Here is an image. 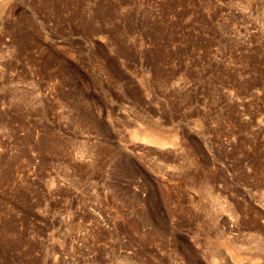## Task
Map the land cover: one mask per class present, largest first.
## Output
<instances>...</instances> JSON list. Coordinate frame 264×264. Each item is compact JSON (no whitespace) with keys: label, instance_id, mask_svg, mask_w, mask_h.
I'll list each match as a JSON object with an SVG mask.
<instances>
[{"label":"rangeland","instance_id":"obj_1","mask_svg":"<svg viewBox=\"0 0 264 264\" xmlns=\"http://www.w3.org/2000/svg\"><path fill=\"white\" fill-rule=\"evenodd\" d=\"M0 264H264V0H0Z\"/></svg>","mask_w":264,"mask_h":264},{"label":"bare ground","instance_id":"obj_2","mask_svg":"<svg viewBox=\"0 0 264 264\" xmlns=\"http://www.w3.org/2000/svg\"><path fill=\"white\" fill-rule=\"evenodd\" d=\"M154 139H158V141H160V140H161V138H159V137H156V136H154Z\"/></svg>","mask_w":264,"mask_h":264}]
</instances>
